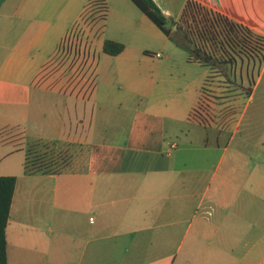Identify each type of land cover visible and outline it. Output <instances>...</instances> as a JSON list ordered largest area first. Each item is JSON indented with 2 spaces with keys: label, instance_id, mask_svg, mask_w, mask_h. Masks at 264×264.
<instances>
[{
  "label": "crops",
  "instance_id": "1",
  "mask_svg": "<svg viewBox=\"0 0 264 264\" xmlns=\"http://www.w3.org/2000/svg\"><path fill=\"white\" fill-rule=\"evenodd\" d=\"M154 1L169 18V5L181 2L182 10L186 0ZM194 1L264 36V0ZM118 2L121 9L133 10L128 5L131 0ZM90 3L0 0V125L19 126L30 141L69 149V158L58 172L25 174L24 150L0 143V176L16 177L6 226V264H173V256L164 255L163 247L169 250L166 244L175 243L171 238L177 235L180 223L211 225L210 216L216 210L225 217L233 204L243 218L259 195L253 170L235 171L242 163L232 164L235 156L227 153L232 149L231 138L224 146L216 140L222 150L215 171L184 172L173 153L177 146L168 151L171 142L164 148L134 121L131 124L132 119L128 128L100 135L119 106V117L141 113L160 119L155 126L162 123L164 114L150 112L147 103L129 108V95L135 91L115 88L118 80L139 77L136 58L141 49L125 44L117 55L103 52L104 39L95 21L82 20ZM139 20V26L159 36V29L144 13ZM74 35L78 43L74 40L69 47L72 53H66V47L59 50L64 39ZM238 65L242 69L258 66L256 77L252 66L251 74L245 71L252 85L247 98L241 97L240 107L246 110L256 86L264 88V56L262 60L236 58L234 66ZM261 96L264 98V89ZM244 110L230 115V120L224 118L222 125H216L217 131L233 128L239 132ZM254 115L250 127L255 124ZM188 117L194 126H212ZM252 132L250 144L235 142V146L264 145V134L255 139ZM132 135L140 145L130 142ZM190 143L210 148L206 137ZM226 159L230 166L221 168ZM250 221L258 227V217L252 216ZM257 264H264V257Z\"/></svg>",
  "mask_w": 264,
  "mask_h": 264
},
{
  "label": "rangeland",
  "instance_id": "2",
  "mask_svg": "<svg viewBox=\"0 0 264 264\" xmlns=\"http://www.w3.org/2000/svg\"><path fill=\"white\" fill-rule=\"evenodd\" d=\"M104 3L103 11L95 12V14L91 13L94 7L90 6L91 9L82 17L83 23L95 21L93 24H96V28L104 40L112 39L124 45L128 44L141 49L136 58L138 66L136 70L140 73L139 77L118 80L115 83V88L117 90H127L128 88V90L135 91V94L129 95V108H140L143 103H147L150 112L164 114V117H161L162 123L155 126L154 122L160 119L144 116L141 113L119 117L118 114L122 113L119 112L121 110L119 106L114 108L115 115L112 120L106 123L108 129L100 135L108 136L111 131L119 132L124 127L128 128L134 121L136 127H140L139 130L150 133L149 137L158 141L164 148L167 142L177 144L173 153L178 165H183L181 170H185L184 172L203 168L215 171L222 150L218 147L219 145L224 146V143L226 144L231 138L230 145L233 151L230 149L227 153L235 156L232 164L236 161L238 165L242 163V166L239 165L235 171L245 173L248 169H252L259 182L258 198L250 208L252 211L244 212L243 218H241L238 205L233 204L225 217L221 216L222 211L216 210L210 216L212 218L211 225L205 223L190 227L187 221H183L176 229L178 237L171 238L176 240L175 243L166 244L169 250L163 247V254L172 255L173 264H257L260 258L264 257V145L258 142L254 147L243 144L235 146V142L250 144L251 130H253L251 135H255V139L264 134V98L261 96L263 85L260 84L253 90V100L246 110H244L245 106L240 107L243 103L241 97L246 99L248 88L252 87L245 75L247 69L251 74L252 65L244 66L243 69L240 65L237 67L219 65L222 67L221 69L212 71L208 66L190 61L188 52L175 41L165 38L161 30H157L159 36H154L144 27L139 26L141 12L133 2H128L132 11L121 9L118 0H110V5L108 0H104ZM181 4L179 2L169 5L170 21L178 16ZM91 16L94 18L89 20ZM177 20L179 21V19ZM147 21L152 23L150 20ZM176 31V28L172 31L174 37L182 41L181 35ZM74 40H76L75 44L78 43V38L75 39V35L72 38L66 37L59 46V50L65 51L66 47L65 52L72 53L68 50ZM155 53H160L161 56L156 57ZM252 70L256 77L258 66H252ZM131 78L134 79L129 82L128 80ZM202 88H204L203 95L200 97V104L196 107V114L199 122L211 123L212 126L205 128L194 126L188 117ZM123 92L125 93V91ZM240 109L244 110V118L240 121L239 132L236 133L233 128H227L226 132L219 133L216 125H222L224 118L230 120V115ZM252 114H255L256 119L255 124L250 127ZM139 119L142 122H139ZM16 131L18 129H15L14 133ZM135 135L129 136V140L131 143L138 142L140 145L141 141L136 139ZM205 137L209 141L208 146L210 147L206 150L199 148V145L194 143L196 139ZM19 138L20 135L15 139ZM26 140L31 143L38 142L36 148L47 155L51 154L57 162L61 161L60 163L63 164L69 158L68 148L54 150L51 143L42 140ZM191 141L196 145H191ZM146 143H150L149 138ZM238 145L241 147L235 149ZM235 150L238 152L235 153ZM225 166H230L227 159L224 160L221 168ZM161 189L156 191L160 193ZM46 198L49 199V195ZM189 211H192V208ZM252 216L258 217V227L251 226ZM185 232L187 233L181 241Z\"/></svg>",
  "mask_w": 264,
  "mask_h": 264
},
{
  "label": "trees",
  "instance_id": "3",
  "mask_svg": "<svg viewBox=\"0 0 264 264\" xmlns=\"http://www.w3.org/2000/svg\"><path fill=\"white\" fill-rule=\"evenodd\" d=\"M131 1L165 36L188 52L190 61L208 66L212 71L221 69L219 65L233 66L236 58L262 60L264 56V36L197 1L186 0L178 18L179 21H171L172 25H177L176 32L181 35L182 41L174 37L172 25L166 26L170 20L154 0ZM90 6L94 7L91 13L95 14V12L103 11L105 3L104 0H91ZM123 49V43L112 39H105L102 44L103 52L109 55H117ZM203 90L204 88L200 90V95L189 115L197 121L196 107L200 104ZM15 129H18L16 133H14ZM18 135L20 138L15 139ZM5 142L13 144L16 149L24 150L25 174L55 173L63 165L51 154L47 155L37 149L38 142H27L24 131L19 126L0 125V143ZM15 184V176H0V264L7 263L6 226Z\"/></svg>",
  "mask_w": 264,
  "mask_h": 264
},
{
  "label": "built area",
  "instance_id": "4",
  "mask_svg": "<svg viewBox=\"0 0 264 264\" xmlns=\"http://www.w3.org/2000/svg\"><path fill=\"white\" fill-rule=\"evenodd\" d=\"M155 56L156 57H160V53H155ZM177 144L175 142H171L169 143V148H168V151H172L176 148Z\"/></svg>",
  "mask_w": 264,
  "mask_h": 264
},
{
  "label": "water",
  "instance_id": "5",
  "mask_svg": "<svg viewBox=\"0 0 264 264\" xmlns=\"http://www.w3.org/2000/svg\"><path fill=\"white\" fill-rule=\"evenodd\" d=\"M171 25H172V22H171V21H169V22L166 24L167 27H170ZM176 26H177L176 24H173V25H172V30H174V29L176 28Z\"/></svg>",
  "mask_w": 264,
  "mask_h": 264
}]
</instances>
